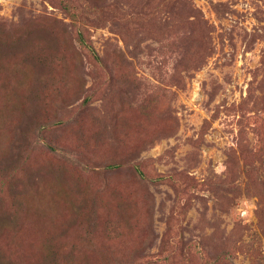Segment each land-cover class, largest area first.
I'll return each mask as SVG.
<instances>
[{
	"label": "rangeland",
	"instance_id": "rangeland-1",
	"mask_svg": "<svg viewBox=\"0 0 264 264\" xmlns=\"http://www.w3.org/2000/svg\"><path fill=\"white\" fill-rule=\"evenodd\" d=\"M63 1L0 0V264H264V0L76 1L103 65Z\"/></svg>",
	"mask_w": 264,
	"mask_h": 264
},
{
	"label": "trees",
	"instance_id": "trees-1",
	"mask_svg": "<svg viewBox=\"0 0 264 264\" xmlns=\"http://www.w3.org/2000/svg\"><path fill=\"white\" fill-rule=\"evenodd\" d=\"M76 1H79V0H64L62 2V7L64 11L70 16L73 22V25L76 29L77 43L81 49L85 50L86 52L90 54V56L92 57V59L97 65H103V61L101 57L99 56L98 52L95 50V48L88 41V38H87L86 23H87V19L90 17V14L87 10L84 9L82 4L79 3L80 1L79 2H76ZM81 2L85 4L87 0H81ZM122 167H123V164H109V165H106L103 168V170L110 173L115 170L121 169ZM134 168L142 179H146V175L139 164H136ZM165 180L166 178L160 177V178L152 179L151 181L155 183V182L165 181ZM90 234H92L91 231L90 233L88 232L85 235H90Z\"/></svg>",
	"mask_w": 264,
	"mask_h": 264
}]
</instances>
